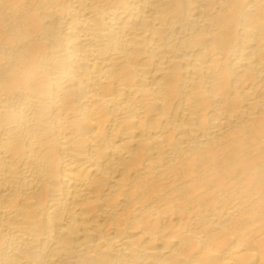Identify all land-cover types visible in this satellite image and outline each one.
<instances>
[{
	"label": "bare ground",
	"instance_id": "obj_1",
	"mask_svg": "<svg viewBox=\"0 0 264 264\" xmlns=\"http://www.w3.org/2000/svg\"><path fill=\"white\" fill-rule=\"evenodd\" d=\"M0 264H264V0H0Z\"/></svg>",
	"mask_w": 264,
	"mask_h": 264
}]
</instances>
